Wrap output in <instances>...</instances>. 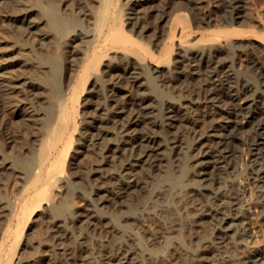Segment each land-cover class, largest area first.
I'll list each match as a JSON object with an SVG mask.
<instances>
[{"label": "rangeland", "instance_id": "1", "mask_svg": "<svg viewBox=\"0 0 264 264\" xmlns=\"http://www.w3.org/2000/svg\"><path fill=\"white\" fill-rule=\"evenodd\" d=\"M181 1H156L157 13L166 4L172 15L179 14L188 24L185 48L201 47L202 33L223 26L216 19L217 6L214 0H200L198 13L189 3ZM246 4L245 18L240 25L243 31L226 46H220L222 56L231 58L236 46L248 50L264 48V0H246ZM26 6L33 9L21 20L15 14ZM164 12L167 13L165 9ZM206 15L210 16L208 25ZM125 17L122 0H0V206L4 212L0 216V264H116L123 256L127 257L123 264H210L208 260L218 264H245L239 260L241 252L232 244L218 249L212 244L215 253L207 255L206 262L195 257V241L211 236L214 218L202 219L200 214L197 224L189 219L177 225L175 231L153 241H148L136 227L130 228L121 221L124 214H137L145 202L153 200L159 186L172 185L181 198L189 199L188 218L203 212V208L192 206L206 203V194L196 192L188 196L182 184L190 178V161L184 148L176 158L168 150L163 152L164 166L155 171L153 183L141 191L131 190L123 198L124 204L112 195L107 196L104 204L95 198L90 163L106 158L101 172L110 174L120 171L127 155L124 145L119 150L118 145L130 117L129 105L121 112H113L116 106L125 105L127 98L122 91L113 100L107 98L110 75L117 78L129 63H135L143 77L144 90L155 96V105L159 107L161 98H169L168 90L157 83L150 62H137L116 48L102 53L87 81H78L79 67L91 54L93 39L79 32L78 45L68 31L82 26L97 33L107 20L126 30L130 24ZM141 22L136 20V25ZM149 39L145 36V47L160 52L159 45H150ZM175 47L173 43L168 49L164 65L171 62ZM55 61L59 66L58 70L54 67L57 72L52 67ZM236 70L243 74L239 68ZM196 76L194 73L188 82L191 89L197 86ZM119 85L127 87L128 83L122 79ZM72 92L76 98L66 103ZM100 108L104 109L103 113L99 112ZM67 109L74 129L71 141L62 154L50 160L54 162L50 169L55 175L43 182L39 176L47 163L44 153L59 147L64 140L57 129V117ZM97 115L100 121L96 120ZM132 125L131 129L141 133L149 127L143 121ZM88 137L99 138L97 148L88 144ZM183 137L184 143L190 141V136ZM245 151L242 145L241 155ZM238 170L239 179L247 183L246 169L239 162ZM251 185L249 180L247 187L241 188L243 197L253 196ZM34 188L45 193L38 206H34L36 200L30 192ZM77 194L86 198L78 206L73 204ZM61 204L66 209L59 212L57 207ZM89 212L96 213L93 223L97 222V227L88 221ZM248 223L249 244L264 248V221L250 218ZM107 225L117 230L103 231L102 227ZM149 226L156 233L161 230L154 223ZM171 237L178 238L181 250L168 244ZM56 245L65 247L66 253H57Z\"/></svg>", "mask_w": 264, "mask_h": 264}, {"label": "bare ground", "instance_id": "2", "mask_svg": "<svg viewBox=\"0 0 264 264\" xmlns=\"http://www.w3.org/2000/svg\"><path fill=\"white\" fill-rule=\"evenodd\" d=\"M156 1L162 0H122L125 19L130 24V28H127L129 31L112 25L109 20L97 33L82 26L68 31L78 45L80 41L77 42L76 35L79 32L92 36L93 39L89 50L91 54L86 56L79 67L77 79L81 83L90 78V70L99 61L102 53L109 48H116L137 62H150L157 83L169 92V98H161V105L157 107L155 96L144 90L143 77L135 63H129L117 78L110 75V81H107V98L113 100L119 91L127 98L126 104L116 106L113 112H121L129 105L130 117L123 129L121 145H118V150L124 145L127 155L121 163L120 171L110 174L101 172L106 158L90 163L92 191L99 204H104L109 195L124 204L123 198L131 190L141 191L153 183L155 171L164 166L163 152L168 150L170 156L176 158L184 148L190 161V178L182 181V184L188 196L196 192L206 194V203L192 206L203 208V212L188 218L189 199L181 198L179 191L172 185L159 186L154 192L153 200L145 202L137 214H124L121 221L130 228L136 227L148 241H153L165 233L175 231L177 225L189 219L197 224V217L201 214L202 219L210 217L215 221L211 223V236L195 241V257L206 262L205 258L209 257L207 255L215 253L212 244L217 249L232 244L241 252L240 262L264 264V248L252 246L248 241V220L255 218L259 222L264 221V48L248 50L236 46L231 58L222 56L219 52L220 46L227 44L231 38L243 31L240 25L245 18L246 0H214L217 6L216 19L223 26L210 28L202 33L200 40L204 43L201 47L186 48L184 37L188 24L179 14L172 15L173 11L166 4L158 14ZM181 2L189 3L200 13V0ZM32 9L33 7L26 6L15 16L24 20ZM205 17L208 25L210 16ZM133 19L142 22L136 25V20ZM164 26L166 29H163ZM145 36L150 37V45H159L160 52L155 53V50L154 52L145 47ZM262 38L264 39V35ZM173 43L176 45L175 55L169 65H164L165 55ZM163 66L166 68L162 69ZM52 67H57L58 70L56 61ZM236 68L242 70L243 74L238 73ZM194 73L197 75V86L191 89L188 82ZM122 79L128 83L127 87L119 85ZM75 98L76 94L70 93L66 103ZM103 111L104 109H99L100 113ZM100 119V115H97L96 120ZM57 121L58 132L63 134L64 140L59 147L44 153L47 163L41 168L39 176L43 182L55 175L53 169H50L54 162L50 160L64 152L74 130L69 109L63 115H58ZM139 121L148 124L147 132L131 129L132 124ZM184 135L190 136L188 143L183 142ZM98 139L88 137V144L95 149ZM242 145L246 147L243 155L240 153ZM238 162L246 169L249 177L246 182L250 180L252 183V197L245 198L241 194V188H246L247 183L239 179ZM34 190L31 189L30 192L36 200L34 206H38L45 198V193L36 188ZM85 201V196L77 194L73 204L78 206ZM65 209L64 204L57 207L59 212ZM3 214L0 206V216ZM88 217V221L93 223L96 213L89 212ZM150 223L161 229L159 233L150 228ZM92 225L98 226L97 222ZM110 229L117 230L113 225L102 227L103 231ZM81 238L84 239L83 236ZM168 244L181 250V244L176 237H171ZM55 250L60 254L67 251L60 245H56ZM126 261L127 257L123 256L116 264ZM208 263L218 264L212 260H208Z\"/></svg>", "mask_w": 264, "mask_h": 264}]
</instances>
